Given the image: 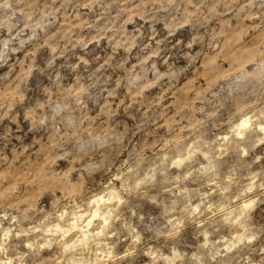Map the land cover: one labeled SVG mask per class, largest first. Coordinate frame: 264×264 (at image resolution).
<instances>
[{"label": "rangeland", "instance_id": "obj_1", "mask_svg": "<svg viewBox=\"0 0 264 264\" xmlns=\"http://www.w3.org/2000/svg\"><path fill=\"white\" fill-rule=\"evenodd\" d=\"M0 264H264V0H0Z\"/></svg>", "mask_w": 264, "mask_h": 264}, {"label": "bare ground", "instance_id": "obj_2", "mask_svg": "<svg viewBox=\"0 0 264 264\" xmlns=\"http://www.w3.org/2000/svg\"><path fill=\"white\" fill-rule=\"evenodd\" d=\"M244 124V122L242 123V125Z\"/></svg>", "mask_w": 264, "mask_h": 264}]
</instances>
